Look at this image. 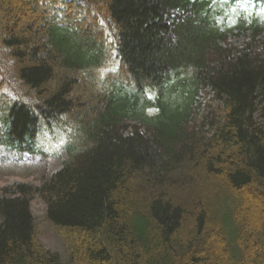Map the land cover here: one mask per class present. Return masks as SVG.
Masks as SVG:
<instances>
[{
	"label": "trees",
	"instance_id": "trees-1",
	"mask_svg": "<svg viewBox=\"0 0 264 264\" xmlns=\"http://www.w3.org/2000/svg\"><path fill=\"white\" fill-rule=\"evenodd\" d=\"M219 12L0 0V144L36 152L60 131L68 149L39 186L0 195V264H63L37 237L33 193L79 264H264V21L223 46ZM109 25L112 66L94 38Z\"/></svg>",
	"mask_w": 264,
	"mask_h": 264
},
{
	"label": "rangeland",
	"instance_id": "rangeland-1",
	"mask_svg": "<svg viewBox=\"0 0 264 264\" xmlns=\"http://www.w3.org/2000/svg\"><path fill=\"white\" fill-rule=\"evenodd\" d=\"M249 33L241 34L237 37L233 36L231 39L237 43L241 42L243 39L247 38ZM203 102H207V99L203 96ZM213 104L218 106V101H213ZM174 105V103H172ZM220 110V107H218ZM59 135L62 133L59 131ZM64 153L60 150L58 155L51 157H38L29 155H17L14 153H9L0 147V188L4 185L12 186L17 182L26 181L32 185L38 184L43 175H49L53 170L61 165ZM225 189V186H219L218 189ZM254 189V188H253ZM254 195L263 200L258 191L253 190ZM246 200L243 205L244 208L251 207L252 193H245ZM45 210L46 206L43 200L38 196L34 195L32 200V211L37 218L40 240L46 246L61 254H65L64 244L56 234V232L50 227L48 222L45 220ZM205 242V241H204ZM202 244V243H201ZM199 244L198 246H201ZM206 243H204L205 245ZM197 246V247H198Z\"/></svg>",
	"mask_w": 264,
	"mask_h": 264
}]
</instances>
